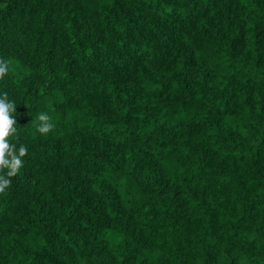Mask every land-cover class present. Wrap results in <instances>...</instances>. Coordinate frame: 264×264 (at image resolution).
Masks as SVG:
<instances>
[{
  "label": "trees",
  "instance_id": "obj_1",
  "mask_svg": "<svg viewBox=\"0 0 264 264\" xmlns=\"http://www.w3.org/2000/svg\"><path fill=\"white\" fill-rule=\"evenodd\" d=\"M0 58V264H264V0H0Z\"/></svg>",
  "mask_w": 264,
  "mask_h": 264
},
{
  "label": "clouds",
  "instance_id": "obj_2",
  "mask_svg": "<svg viewBox=\"0 0 264 264\" xmlns=\"http://www.w3.org/2000/svg\"><path fill=\"white\" fill-rule=\"evenodd\" d=\"M8 72L7 61L0 58V79ZM16 104L8 99L7 92L0 93V194L11 187V178L16 176L24 164L23 157L27 155V146L23 143L17 146L9 140L10 136L16 134L17 124L13 115ZM36 131L41 135H47L54 130L51 117L41 112L38 114L35 124Z\"/></svg>",
  "mask_w": 264,
  "mask_h": 264
}]
</instances>
